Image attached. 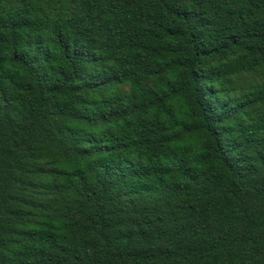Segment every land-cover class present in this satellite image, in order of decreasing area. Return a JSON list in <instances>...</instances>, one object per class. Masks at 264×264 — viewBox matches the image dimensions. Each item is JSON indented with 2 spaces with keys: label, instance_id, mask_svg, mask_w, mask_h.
<instances>
[{
  "label": "trees",
  "instance_id": "16d2710c",
  "mask_svg": "<svg viewBox=\"0 0 264 264\" xmlns=\"http://www.w3.org/2000/svg\"><path fill=\"white\" fill-rule=\"evenodd\" d=\"M0 264H264V0H0Z\"/></svg>",
  "mask_w": 264,
  "mask_h": 264
}]
</instances>
